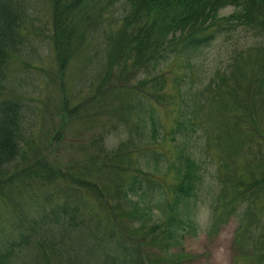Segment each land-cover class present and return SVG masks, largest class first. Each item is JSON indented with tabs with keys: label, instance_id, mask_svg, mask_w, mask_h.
I'll return each instance as SVG.
<instances>
[{
	"label": "trees",
	"instance_id": "obj_1",
	"mask_svg": "<svg viewBox=\"0 0 264 264\" xmlns=\"http://www.w3.org/2000/svg\"><path fill=\"white\" fill-rule=\"evenodd\" d=\"M37 1L0 0V188L31 171L28 176L43 191L42 205L23 216L26 221L12 212L0 224V264H22L32 251L57 263L60 246L47 244L57 231L77 238L94 264L182 262L183 255L172 254L170 248L195 230L194 201L202 180L198 158L180 151L177 163L165 167L164 175L173 171L167 191L143 170L153 161L161 175L156 168L161 155L143 149L148 140L159 144L167 137L152 103L163 105L164 69L177 61L184 72L174 79L177 87L172 90L182 107L168 135L186 136L189 126H197L206 101L215 108V119L209 117L210 125L201 129L204 150L218 160L221 184L211 227L235 216L242 264H264V46L247 51L243 59V65H254L251 73H243L234 61L228 76L218 71L201 90H190L194 71L202 68L198 54L221 32L245 27L264 38V0H41L49 19L48 32L41 34L53 54L50 82L58 97L45 132L37 119L40 95L28 94L22 80L10 84L16 63L36 41L31 36L40 21ZM229 7L234 12L221 16ZM91 63L94 80L87 103L101 106L99 112L107 111L113 124L94 133L76 174L50 163L49 157L83 108L82 103L70 106L66 74L81 73ZM121 87L125 98L114 105L112 96ZM211 92L214 96L207 98ZM130 125V134L140 142L129 139L130 145L108 149L111 132ZM92 203L99 214L90 208Z\"/></svg>",
	"mask_w": 264,
	"mask_h": 264
},
{
	"label": "rangeland",
	"instance_id": "obj_2",
	"mask_svg": "<svg viewBox=\"0 0 264 264\" xmlns=\"http://www.w3.org/2000/svg\"><path fill=\"white\" fill-rule=\"evenodd\" d=\"M35 10L40 21H36L34 34L31 37L36 39V41L32 44L28 54L24 55L20 62L16 63L10 84L14 86L15 84L17 85V80H22L21 86L26 89L28 94L40 95L38 98V112L40 111V113L37 112V119L39 118L38 123L43 130L42 132H45L50 127L48 124L50 120L49 114L54 111L58 97L57 89L50 82L54 67L53 54L48 51V43L42 35L47 33L49 28L47 6L41 0H38ZM233 12L234 9L229 7L222 10L220 15L228 16ZM113 13L119 14L120 11L114 10ZM263 46L264 38L256 34L255 31L245 27H239L231 32H221L208 48L198 54L197 61L202 65V68L197 72L194 71L190 90H201L202 86L212 80L218 71L225 72L228 76L235 67L233 65L234 61H238L236 66L242 69L243 73H251L254 65L252 63L243 65V59L246 58L247 51ZM94 68L95 63H91L81 73L72 70L67 72L65 91L71 102L70 106L82 103L83 108L80 106L75 119L68 126L63 144L58 146L49 157L50 163L52 162L64 168V170L66 169L76 174L80 172L86 160L84 153L90 150L87 147L94 133L102 129H109L110 127L108 126L113 124V121L109 120L110 114L107 111L99 112L101 106L90 104L92 102L87 103V98L92 93L90 86L94 76L91 71ZM164 71L166 80L165 93L167 96L163 105L152 103V110L155 114V120L162 127L163 133L167 137L163 143L159 144H154L151 140H148V145H145L143 149V151H152L161 155L158 166H156L157 172H160L161 175L155 173L153 161L150 162L149 169L143 168V170L148 172L150 178L159 183L163 190L167 191L172 184L173 171L164 175L165 167L176 164L180 151L184 150L198 158L202 175L201 188L194 201L197 213L194 224L195 230L184 234L179 243L170 248V251L172 254L183 255L180 264H242V259L238 257V248L235 244V235L238 228L237 218L231 216L229 219H224V222L216 229L211 227L213 220L212 208L218 204L217 196L221 184L219 182L218 160L213 153L211 154L210 150L207 152L204 150L201 129H205L210 125L209 117L212 118V121L215 119L216 110L215 108L211 109L210 102L206 101V107L203 110L201 108L199 110L200 117L195 119L197 126H189L186 136H180V134L168 135L175 128V120L180 116V108L182 107L176 91L172 89L177 87L173 83L174 79L178 80L183 75V63L173 62L165 67ZM121 88L122 90H116L112 96L114 105L125 98L124 88ZM181 88L188 89L189 86L181 85ZM127 89L130 90L129 88ZM213 92L208 93L207 98L210 95L214 96ZM199 122L201 126H199ZM103 124H106V127L102 128ZM261 127L264 132V123L261 124ZM125 129L114 130L116 133L114 131L111 132L106 140L108 149H116L120 143H128L130 145L129 139L136 144L140 142L136 134H130L132 125L129 126V129ZM138 155H135L136 159ZM239 167L242 168L243 165L239 163ZM34 171L36 170L33 169L32 174H35ZM30 172L24 171L23 174L18 175L17 178L15 177L3 188H0V224L3 226L12 212L26 221L23 216L33 213L35 205H42L43 191L39 188L38 183L34 181L36 179L28 176ZM33 177L35 178L34 175ZM89 206L95 213L99 214L96 203H92ZM157 214V209L153 210V219H156ZM47 244L60 246L59 250L61 251L56 255L57 263L52 259L45 262L35 257L37 253L32 251V257L25 258L22 264H94L93 260L90 259V255L88 254L87 257L84 253L87 252V248L81 245V242L79 243L75 237H63L57 231L56 235H53L47 241ZM153 251L156 250L154 249Z\"/></svg>",
	"mask_w": 264,
	"mask_h": 264
}]
</instances>
